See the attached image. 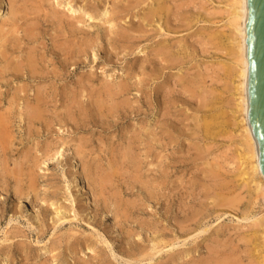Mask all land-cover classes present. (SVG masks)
<instances>
[{"label": "rangeland", "instance_id": "374dc122", "mask_svg": "<svg viewBox=\"0 0 264 264\" xmlns=\"http://www.w3.org/2000/svg\"><path fill=\"white\" fill-rule=\"evenodd\" d=\"M186 1L183 13L204 14L201 19L208 16L212 23L194 20L191 28L170 34L160 33L156 26L127 33L130 17H120L117 23L106 22L113 0H0L4 33L12 26V3L35 11L20 23L27 27L37 22L40 35L37 40H28L24 39V31L16 34L25 49L16 55L36 47L50 61L55 44L73 42L71 45L78 48L82 41L90 42L87 54L74 57L75 61L59 77L48 74L35 79L26 73L15 76L10 71L0 74L3 110L16 94L21 98L14 109V139L5 150L0 146V264H207L208 259L213 260L210 256L219 254L215 252L224 251L233 253L234 264H257L250 254L254 240L251 236L256 230V217L264 213V196L252 185L242 184L238 176L240 151L235 132L230 130L215 141L201 143L191 135L193 120L189 114L201 97L217 87L214 93L227 102L230 98L227 65H223L228 51L211 42L207 32L196 33L205 27L227 34L230 10L225 0ZM54 11L64 15L59 16L69 26L54 19ZM36 15L39 18L35 22ZM134 20L141 25L138 18ZM72 24L77 36L68 34ZM121 35H135L132 43L136 41L138 48L130 53L123 47ZM67 38L75 40L68 42ZM159 40L187 41L195 49L193 60L182 65L183 71L180 67L161 71L167 63L153 62ZM141 49L144 51L139 53ZM3 67L5 62L1 61L0 69ZM194 75L203 77L204 90L193 97L187 91L186 79ZM124 82L131 90L120 97L127 102L120 111L122 115L109 118L99 114L95 94L99 95L105 85L117 88ZM38 89L48 93L50 123L43 121L31 127L25 105L28 97L34 99ZM70 93H76L81 100L71 109L65 99ZM165 101L172 105L170 124L176 128L168 139V148L156 144L147 158L151 133H159L157 125L164 120ZM135 131L142 138L138 150L143 160L142 181L126 165L121 167L118 179L102 186L100 179L110 170L112 148L116 152L124 149ZM81 145L85 150L80 155L77 148ZM49 147L51 155L57 149L62 151L61 157L47 160L45 152ZM116 157L121 158L118 153ZM214 165L221 166L222 179L231 189L225 198L232 197L235 207L228 204L231 198L229 202L220 201L225 205L220 209L209 205V192H215L216 183L209 177ZM58 207L70 211L62 221L53 214ZM246 215L252 218L242 219ZM208 245L212 252L207 250Z\"/></svg>", "mask_w": 264, "mask_h": 264}, {"label": "bare ground", "instance_id": "6f19581e", "mask_svg": "<svg viewBox=\"0 0 264 264\" xmlns=\"http://www.w3.org/2000/svg\"><path fill=\"white\" fill-rule=\"evenodd\" d=\"M225 2L227 3V6L229 7V10H230V14H228L229 15L228 21H229V27H230L229 32L227 34H222L224 32H220L219 30L221 29H218L215 31H208L204 27V29L203 28L199 29L198 31H196V33L200 35H204L203 32H207L206 35L211 42H213L215 45L223 46L228 51V57H226L227 62H223V65L225 64L227 65L225 76H227V78L229 79V83L227 84L225 83V84L228 85L227 86V88L229 89L228 91H230L231 93L230 98L226 96L228 98V102H227L224 98H221L220 95H217L216 92L214 93L217 87L214 91L209 90L210 94H208V96L203 97V98L201 97L198 105L192 108V111H193L192 114H189V116H191L193 120L191 122L193 123L191 127V130H192L191 135L194 136L196 139H198L199 142L201 143V142L215 141L216 138L220 136L222 133L224 134L228 133L230 132V130L231 132L234 131L237 136V143H238V148H239L238 150L240 151L238 152L239 153L238 157L240 161L238 176L242 178V184L252 185L253 190L257 191L258 193H262L264 196V172H263L262 165H261L260 149H259V144L255 137L254 129L251 123L250 73H249L250 69H249V59H248V30H247L248 16H249L248 0H225ZM112 3H113L112 12L110 13L106 22L115 23L116 20L118 21L120 17H121L120 20L126 17H130L129 21L126 22L129 26L128 27L129 29L126 30L127 33H128V30H132L133 32L134 31L136 32L139 30L146 29V26H156L160 28V33L167 32L168 34H170V33H173L174 31H179L178 29L180 28H191L193 26L194 20H197V22L205 21V22L212 23L211 18H209L208 16H204V18L201 19L204 14L201 15L199 13H194V12H191V13L186 12L187 14L183 13L184 7L188 4L186 0H113ZM11 13L13 15L12 16L13 22H12L11 28L7 32L4 33L3 32L4 30L2 31L4 25L0 26V62L1 61L5 62V67H3V69H0V74L4 75V73L6 74V72L10 71L12 75H15V76H18V74L24 75L26 73L27 75L29 74L31 78H35V79L41 78L42 79L45 76H50L52 74V76L56 78V77H59V75H62V71L66 68V66H68V64L72 60L75 59L74 57L76 56L80 57L83 54L84 55L87 54L88 48L90 47L89 45L90 42L88 43V41H82L78 48L76 47V45H71L73 44V42L71 43L64 42L61 46H58V44L57 45L53 44L54 45V48L52 49L53 56H51L52 59L50 58V61H48L47 58L45 57L46 55L45 52H43L42 50L38 48L40 52L41 51L43 52L40 55L36 47L27 51L26 54L16 55L15 53L17 51H21V53H23V51L25 50L24 47L21 45L23 43L21 38L16 36V34L20 33L21 31L22 32L24 31L25 32L24 39L26 37V39L28 40H37L38 35H40V33L37 32L38 25L36 24L37 23L36 19H38L39 17H37V15L35 17L33 16L36 23L28 24L27 27H23L20 21L26 20L25 18L29 17L31 13L32 14L35 13V11L33 10L29 11V9H26L23 6H19L17 5V2H14L12 3ZM107 14H108V11L105 12V15ZM59 15L64 16L62 14H59V11H54V15H53L55 17L54 19H57V21L62 26H66V27L69 26L66 24V22L68 21L65 22L64 18H62ZM90 17H93V16H90ZM136 18L139 19V22H141L140 23L141 25L137 26L138 21L134 20ZM143 26L145 28H143ZM68 29H69L68 30L69 35L77 34L76 33L77 29L74 24H72V26L70 25ZM121 36H122L121 39L124 41L123 47L128 48L130 53L134 52L138 48L139 45H137L136 41L132 43V38L135 35L131 37L127 35L125 36L121 35ZM134 38L136 39L137 37H134ZM74 40L75 39L68 40L67 38L68 42L74 41ZM56 48H59L60 51L57 50ZM142 51H144V49H141L139 53ZM194 52H195V49H193V47L187 41L180 40L178 43H171V41L169 40H166L165 42H163V40H159L156 46L154 47V53H153L154 61L153 62L167 63L166 66L164 67L162 66V68H160L161 71L162 70L164 71L165 68H177V67H180V71L181 70L183 71L184 68L182 67V65L193 60L192 58H193ZM49 64L50 65L53 64L52 69H48ZM44 68L47 69L46 75L44 74L45 73ZM162 74L164 73L162 72ZM203 81L204 80L201 75H194L193 77L187 78L186 79L187 91L192 92L193 97L196 96L195 93L201 94L200 90L201 92L204 90V89L203 90L201 89V87H203V83H204ZM124 83L122 84L117 83L118 84L117 88H113L112 86L105 85V88L99 93V95L95 94V96H98V98H96L95 103L97 107L99 108V111H100L99 114L102 113V116H105V117H109V116L120 117L122 115L120 111L125 109L127 102H125L124 100H120V97L123 94L130 92L131 90L129 85L127 83L125 84ZM204 88L206 87L204 86ZM208 88L209 87L207 85V89ZM85 90L86 88L82 89L80 93H83V91ZM92 94H91V97H92ZM65 99H66V102L70 104V107H69L70 109L73 106H75V104L76 106H78L77 103H81V100L78 99V95L76 93H73V94L70 93V95L67 94ZM19 101H21V98L20 96H18V94H16L13 97V99L9 101V106L5 110H3L2 108L3 101L1 100V96H0V146L4 148V150L7 148V145L10 144L9 141L14 139L13 130H12L14 109L16 108L15 106L19 104ZM109 102L110 104H108ZM48 104H49L48 93L47 94L43 93L41 89L37 90L36 94L34 95V99H31L29 97L27 98V103L25 105V116H27L26 119L29 121V124L31 127L35 126L39 122L42 123L43 121H45V123L47 122V124L50 123L48 121L49 116L47 114ZM171 108H172V105H168V102L165 101L163 103V109L165 110L163 114L164 120L159 125H157L160 128L159 133L156 131L151 133V137L148 142L150 150H148L147 152V158L150 155V152L153 150V148L156 147V144H160L164 149H166L168 148L169 143L171 142L168 139L171 138V135L176 128V126H173L172 128L170 124ZM226 109H229V110H226ZM22 113L23 112H21L20 114ZM232 136L235 137V135H232ZM10 137H12V139H10ZM129 139H130L129 143L126 147H124V149L116 152V148L114 147L112 148V151H111L112 156L109 161L110 170L108 171V173H106V175L101 176V179H100V183L102 186L106 184V182L109 180L112 181V179H115V178L118 179V175L120 174L121 167L126 166V165H128L129 168L133 169L137 180L142 181L143 174H144L143 160L139 158L140 152H138V150L140 149L142 138H141V135L138 134L137 131H135L131 133V136H129ZM206 148L208 150V147ZM84 150H85L84 146L81 145L79 148H77V153L81 155V153ZM52 151L53 150L51 149V147L46 149L45 153H46L47 160L54 159V158L59 159L61 157L62 151L57 149V151H55L53 155H51ZM117 153L120 155L121 158L118 159L116 157ZM212 165L210 164V166ZM220 169H221V166L214 165L211 168L210 170L211 174L209 175V177L211 176L212 179L214 180L212 182L216 183L214 185L212 184L214 186L213 189L215 192H213V194L209 192V197L210 199H212L209 205L212 204L217 208L218 207L222 208V206L225 207L223 203H220V201L224 202V199H226L225 200L226 202H229L230 201L229 198H231L232 202L230 201L228 204H231V203L235 204V202L232 200V197H230L229 195L227 196L228 199L227 197L225 198V196L227 195L226 191L229 190L230 188H229L228 181H226V179H222V175L219 172ZM19 172L20 173H18V175H19V180H20L22 176L20 175L21 171ZM16 176H17V173H16ZM206 178H208V176H206ZM219 179H221L222 181H219ZM94 182H96V179H94ZM217 189H218V192H217ZM231 195L233 196L234 194L231 193ZM155 196L157 197V195ZM235 201L237 202L238 200L236 199ZM233 206L234 205H232L231 207ZM69 212L70 211L64 210L62 207H58L55 211L53 210V214L56 217H58L57 220L59 221L66 219L69 216ZM250 218H252L251 215L249 216L246 215L242 219H246L247 221H249L248 219ZM254 222L256 224V230L252 233V236H251L254 240L251 243L252 247H251L250 254L257 264H264V213L256 217V220ZM203 231H206V230H204L203 228ZM208 248H210L209 245H208ZM211 248L207 250L210 251ZM214 252L215 251H213V253ZM215 253L217 254L219 253V254L217 256L215 255L216 257L210 256V258H213V260L208 259L207 264H234L235 260L232 261V257L234 256L233 253H229V252L227 253L225 251L224 253H221V252H215ZM239 263L242 264L241 262Z\"/></svg>", "mask_w": 264, "mask_h": 264}, {"label": "water", "instance_id": "95a60500", "mask_svg": "<svg viewBox=\"0 0 264 264\" xmlns=\"http://www.w3.org/2000/svg\"><path fill=\"white\" fill-rule=\"evenodd\" d=\"M248 7L251 123L264 172V0H248Z\"/></svg>", "mask_w": 264, "mask_h": 264}]
</instances>
